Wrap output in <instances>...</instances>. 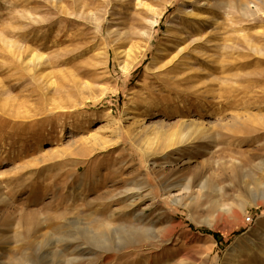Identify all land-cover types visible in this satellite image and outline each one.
Segmentation results:
<instances>
[{
  "label": "rangeland",
  "instance_id": "1",
  "mask_svg": "<svg viewBox=\"0 0 264 264\" xmlns=\"http://www.w3.org/2000/svg\"><path fill=\"white\" fill-rule=\"evenodd\" d=\"M261 118L262 0H0V264H228L264 230Z\"/></svg>",
  "mask_w": 264,
  "mask_h": 264
},
{
  "label": "bare ground",
  "instance_id": "2",
  "mask_svg": "<svg viewBox=\"0 0 264 264\" xmlns=\"http://www.w3.org/2000/svg\"><path fill=\"white\" fill-rule=\"evenodd\" d=\"M262 1L264 2V0H262ZM240 6H241V4H240ZM229 7H231V6H229ZM191 15L196 16L197 14L195 12H192ZM154 23L158 24V22H154ZM179 47H180V45H179ZM183 50H184V48H183ZM119 54L123 55V52H121ZM124 54H127V52H124ZM180 54L178 56H180ZM24 56H25V51L19 52L15 56V58L18 59L20 62L22 61L25 64L26 68L28 70H30L31 72L32 71L36 72L35 70L38 71V70H41L45 67V64H43V62H42L43 61L42 56H39V55H33V56H29V57H24ZM175 57H177V55ZM35 61H37V64H35ZM32 64H34V65H32ZM123 71L125 73H128V68L125 66L123 68ZM149 102H151V101H149ZM260 120H261V122H264V118H261ZM118 124H119L118 120L110 119V122H107V124L105 126V128H107L108 130L111 131V136H113L112 137L113 140L111 142L108 141V143H111V145H117L121 142L122 130L118 127ZM134 125L137 126V125H139V123L137 122V123L133 124V126ZM136 126H135V128H136ZM139 128L143 129L142 131H140L138 133L139 135L133 136L130 134V137L134 143H136L137 140L140 139L141 148L143 149L142 151H145V153L147 155L157 154V152L161 151V150L167 151L168 153L176 151V150H180L182 147H184L186 145L195 143V141H197L200 136H207L206 134L209 132V129H210L208 126H205L201 123H197L194 121L190 122L188 124L187 128H189L190 130L186 133L183 130H177V131H173V132L161 130V129H158L156 127V125H151V126L150 125L149 126L141 125L136 130H138ZM95 140H99V139L95 138ZM105 142H106V140H105ZM101 145H102V143H101ZM206 184H207V182L204 183V186L202 188H204ZM184 188L186 191H190L191 190L190 183L188 185H186ZM262 190H264V189L262 188ZM178 194H180V193H178ZM258 194H260V193H258ZM168 199H169L170 203L173 205H178L180 203H183V201H184L183 196L176 195V194L172 195L171 192L169 194ZM255 202L258 206H263L264 205V194L256 197ZM228 213L229 212H227V214ZM235 215H234V217H236ZM230 218H231V215H230ZM260 225H262V224H260ZM240 239L241 240L237 239L238 241L234 246L232 245L233 247L231 248L230 258L227 256L229 258L228 264H239L240 261L243 262L241 264H264V230L261 231V233H258L254 239L252 238L253 240L246 239V238L245 239L240 238ZM244 250L248 254V258L246 260L242 259V256H241V252H243Z\"/></svg>",
  "mask_w": 264,
  "mask_h": 264
}]
</instances>
